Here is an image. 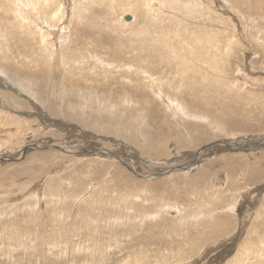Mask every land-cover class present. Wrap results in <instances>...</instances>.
I'll return each instance as SVG.
<instances>
[{"label": "rangeland", "instance_id": "374dc122", "mask_svg": "<svg viewBox=\"0 0 264 264\" xmlns=\"http://www.w3.org/2000/svg\"><path fill=\"white\" fill-rule=\"evenodd\" d=\"M149 1L0 0V62L10 77L17 78L12 82L29 79L31 72L45 68L56 45L52 31L62 23L67 38L54 48L62 51L66 63L59 64V74L72 65L82 78L85 72L87 79L96 77L112 87L130 80L150 85L149 74L161 76L165 91L180 100L187 93L191 99L201 98L203 107L191 111L206 113L218 123L183 118L186 123L177 125L172 116H165L158 100L149 98L152 93L148 97L129 93L130 103L111 107L119 103L122 91L112 89L110 95L93 88L92 92L87 89L89 82L79 92L59 94L62 100L55 90L61 79L52 85L47 77L37 93L35 83L22 82L35 90L29 96L0 74V264H264V250L258 251L264 246V241L258 243L264 238V73L260 74L264 72V0H205L209 7L201 0H183L174 4L183 13L181 18L169 14V1L151 0L154 7ZM185 2L189 6L184 7ZM124 15L130 19H123ZM203 48L206 53L200 51ZM198 50L214 66L199 69L200 74L191 70L198 79L189 74L185 79L163 65L167 51L183 56V51L199 54ZM74 60L80 62L72 64ZM130 70L136 72L134 78L123 73ZM218 76L229 93L210 83ZM201 79L205 83H199ZM97 96L106 101L99 102ZM45 98L57 105L56 113L46 112V103H36ZM5 114L22 121L13 126ZM135 137L148 147L140 148ZM155 140L166 147L164 154L158 156L150 149ZM56 144L78 152H64ZM115 170L120 173L115 175ZM198 172L206 179L197 178ZM215 172L228 175V183L213 186L209 175Z\"/></svg>", "mask_w": 264, "mask_h": 264}, {"label": "bare ground", "instance_id": "6f19581e", "mask_svg": "<svg viewBox=\"0 0 264 264\" xmlns=\"http://www.w3.org/2000/svg\"><path fill=\"white\" fill-rule=\"evenodd\" d=\"M72 1V0H71ZM146 3H147V0H144ZM151 1V0H150ZM149 1V2H150ZM156 1V0H155ZM167 1H169V3H170V5H171V7L169 8V14H170V12L172 13V15H176L178 18H181V15L180 14H182V16H183V13H181V12H178L177 11V9H176V6L174 5L175 3L177 4H183V0H167ZM200 1V0H199ZM49 2V1H48ZM68 2L69 1H66V3H65V11L67 10V11H69V8L71 7V5H70V3H69V7L66 9V7H67V4H68ZM80 2V1H79ZM132 2V1H131ZM162 2V1H161ZM165 2H166V0H165ZM223 2L225 3H228V2H230V0H223ZM151 3H152V1H151ZM163 3V2H162ZM202 5H206L207 7H209V6H211V4L210 3H208V2H206L205 0H201V2H200ZM217 3V2H216ZM220 3V2H219ZM222 3V2H221ZM26 4V3H25ZM130 4V3H129ZM143 4H145V3H143ZM148 4V3H147ZM233 4V3H232ZM49 5V4H48ZM165 5V4H164ZM150 6V5H149ZM152 6H153V3H152ZM166 6H168L167 4H166ZM184 7H187V6H189V4H188V2H185L184 3V5H183ZM219 6H221L222 7V5H219ZM233 6H234V4H233ZM134 7H135V5H134ZM154 7V6H153ZM146 9H147V7H145ZM160 8V7H159ZM223 8V11H224V13L225 12H228L229 13V11H227L225 8H224V6L222 7ZM155 9H158V8H155ZM152 10V9H151ZM167 10V9H166ZM17 11V10H16ZM37 11V10H36ZM41 11V10H40ZM70 11H71V9H70ZM143 11V10H142ZM163 10H161V12H162ZM165 11V10H164ZM222 11V12H223ZM39 12V11H38ZM72 12H73V9H72ZM149 12V11H148ZM160 12V13H161ZM250 12V11H249ZM68 13V12H67ZM136 13V12H135ZM166 13V12H165ZM168 13V12H167ZM37 14V13H36ZM40 14V13H39ZM54 14V13H53ZM58 14V13H57ZM147 14V13H146ZM240 14V13H239ZM246 14V13H245ZM41 15V14H40ZM69 15V14H68ZM39 16V15H38ZM125 16L126 15H124L123 17V19H125ZM128 16H130V15H128ZM147 16V15H146ZM145 16V17H146ZM149 16V15H148ZM169 16V15H168ZM227 16V15H226ZM54 17H55V14H54ZM77 17V16H76ZM134 17V16H133ZM63 18H65V17H63ZM135 18V20H136V16L134 17ZM41 19L44 21V18H43V16L41 15ZM122 19V20H123ZM241 19V18H240ZM58 20H59V18H58ZM135 20L132 22V23H134L135 22ZM20 21V22H19ZM38 21H39V19H38ZM60 22H61V20H59ZM63 21V20H62ZM65 21V20H64ZM182 22L181 23H183V20H181ZM17 22L19 23V25H20V27L21 28H23L22 26H21V24H23L22 23V21L21 20H17ZM32 22V21H31ZM45 22V21H44ZM75 22H76V20H75ZM242 22V21H241ZM36 23V22H35ZM43 23V22H42ZM44 24V23H43ZM24 25V24H23ZM41 25V24H40ZM31 26V25H30ZM35 26V25H34ZM39 26V25H38ZM42 26V25H41ZM41 26H40V28H41ZM43 26H46V25H43ZM49 26V25H48ZM204 27H207V26H209L208 25V23H205L204 25H203ZM27 28H28V26H26ZM201 27V26H200ZM258 27V26H257ZM25 28V27H24ZM51 28V27H50ZM42 29V28H41ZM44 29V28H43ZM42 29V30H43ZM208 29H212L211 27L209 28L208 27ZM213 29H215V27L213 28ZM212 29V30H213ZM218 29V28H217ZM52 29H50V31H51ZM66 30H68L67 28H66V26H63L62 25V23H61V26H59V28L57 27L56 28V30H53L52 32H54L53 34H54V38H53V42H55L56 41V45L54 44V45H52V49H51V53H49V55H48V58H47V64L45 65V68H43V69H40V68H42V67H38L39 68V70H36V71H33V72H31L32 73V77L31 78H29V79H26V80H20V81H17V83H14V82H12V81H14L15 79H17V78H15V77H10V75H8V73H7V68L6 67H4V65H2L1 64V62H0V65L4 68V69H1L2 67L0 66V74L2 75L1 77H3V79H4V76H5V79H4V81H11V83L13 84V86H18L19 87V89H16V90H18L19 92H22V93H26V94H29V96H32L33 94H35V92L37 93L38 92V90L39 89H41V87H43L45 84H46V81H47V77H49L50 78V83L53 85V83H56V82H58L60 79V81H61V83L57 86V83L55 84V87H57V88H55V90H56V94L57 95H59V94H62V93H69V92H79V91H81L82 90V88H85L87 85V83L89 82V84H88V86H87V89H89V90H91L92 92H95V91H104V90H107V91H109L110 92V95H111V90L112 89H114V91H116V92H114V93H119V92H121L122 91V95L120 96V100H119V103L118 102H115V103H112V104H110V106L111 107H113V106H116V105H121V104H123V103H130L131 102V96H130V94L129 93H133V96H141V95H144V96H146V97H148L149 95H150V93H152L153 94V97L150 95L149 96V98L151 99V100H153V101H159V103L160 104H158V105H161V107H163V109L165 110V112H164V114H165V116H172V119H173V122L174 123H176L177 125H179V124H181V123H186V122H184L185 120H183V118H191V119H193V120H204L205 122H207L208 124H211V122L210 121H214L215 123L214 124H217L218 125V123H217V121L216 120H209V118L207 117V115H205V114H203V115H201L202 113H199V114H197L198 113V111H197V113L196 112H194V111H191V109H194V108H198V109H200V108H202L203 107V105H204V103L202 102V100H201V98H198V99H196L195 100V97L194 98H192L191 99V95L190 94H186L187 96H189V97H187V96H185V95H183V99H179L177 96H172L171 94H169V92H167V91H165L166 89H164L165 87L163 86L164 84H163V77H161V76H158V77H152V75L151 74H149V77H151L152 78V80L149 82V83H151L150 85L149 84H145L144 82H140V84H134V83H131V80H130V82H124V81H119L117 84H119V85H116V86H114L115 84H113V86L114 87H112V84L111 83H109V82H107V81H101V80H98L96 77L93 79V78H91L90 76L88 77V79L86 78V75H85V72H84V76H83V78L81 77V74H79V73H77V71H73V68H72V65L70 66L69 65V67H67V68H62L61 69V72H62V74L60 73H58V71H57V69H59V64H61V63H63V65L64 64H66L65 63V61L63 60V57H62V51L61 52H59V53H57L56 51H55V46H57V45H62L63 44V42L65 41V38H67V34H66ZM175 30V29H174ZM226 30V29H225ZM224 29H223V31H225ZM229 30V29H228ZM30 31V30H29ZM28 31V32H29ZM38 31V30H37ZM209 31V30H208ZM235 31V30H234ZM35 32V31H34ZM177 34H180L177 30L175 31ZM202 32H206V31H202ZM212 32H214V34H216L215 32H218V31H216V29L214 30V31H212ZM239 32H240V30H239ZM201 33V32H200ZM237 33V32H236ZM42 34V33H41ZM78 34V33H77ZM76 34V35H77ZM140 34V33H139ZM209 34H211L210 33V31H209ZM220 34V33H219ZM254 34V33H253ZM35 35V34H34ZM198 35V34H197ZM80 36V35H79ZM139 37H140V35H138ZM142 36V35H141ZM196 36V35H195ZM202 36V35H201ZM209 36V35H208ZM250 36V35H249ZM81 37V36H80ZM198 37V36H197ZM211 37V36H210ZM238 37V36H237ZM252 37V36H251ZM192 38V37H191ZM188 39H190V38H188ZM196 39V38H195ZM198 39V38H197ZM204 39V38H203ZM46 40H47V38L46 39H43V41H45L46 42ZM76 40V38L74 39V41H73V43H71L70 45V47H72L74 44H75V41ZM41 41V40H40ZM43 41H42V43H43ZM190 41V43H191V41L192 40H189ZM188 41V42H189ZM205 41H206V39H205ZM204 41V42H205ZM194 42V41H193ZM207 42V41H206ZM261 42V41H260ZM139 43H140V40H139ZM190 43H188L189 45H190ZM195 43V42H194ZM197 43V42H196ZM79 44V43H78ZM141 44H142V42H141ZM199 44V43H198ZM205 44V43H204ZM208 44V43H207ZM257 44V43H256ZM256 44L254 45V47L255 48H257L256 47ZM259 44V43H258ZM163 45V44H162ZM187 44H185V46H186ZM201 45V44H200ZM212 45H213V42H212ZM216 45V44H215ZM190 46H192V45H190ZM195 46H197V44L195 45ZM207 46V45H206ZM38 47V46H37ZM47 47V46H46ZM45 47V48H46ZM59 47V46H58ZM140 47V46H139ZM186 47H188V46H186ZM263 47V46H262ZM193 48V47H192ZM191 48V49H192ZM210 48V47H209ZM213 48V47H212ZM40 49V48H39ZM184 49V48H183ZM186 49V48H185ZM188 49V48H187ZM196 49H199V48H197L196 47ZM206 49V48H205ZM205 49L203 48V50H200V51H205ZM264 49V48H263ZM178 50H180V49H178ZM193 50V49H192ZM191 50V51H192ZM38 51V50H37ZM195 51V50H194ZM199 51V50H198ZM197 51V52H198ZM200 51H199V54H196V53H194V52H191V53H185V51H183V56H180V55H175V54H173V55H170V53H169V51H167L168 52V54H166L165 53V55L166 56H164L163 57V61L164 62H166L167 64H165L164 62H163V65L165 66V65H169L170 66V68L171 69H173V70H176L177 72H180V74L185 78V76H186V74H189L190 76L191 75H195L196 76V78H197V76H198V78H199V74L201 73V70H199V69H201V68H205V69H208V67L209 68H212L213 69V61L210 59V60H208L207 58V61L206 60H203V58H204V56H203V54H205L207 51H205V53H203L202 55L200 54ZM64 52V51H63ZM67 52V51H66ZM65 52V53H66ZM188 52V51H187ZM208 52H209V50H208ZM212 52V51H211ZM255 53H259L258 51H254ZM253 52V53H254ZM34 53V52H33ZM48 53V52H47ZM237 53V52H236ZM44 54V53H43ZM54 54H56V56H55V63L54 64H51L50 63V60H51V56L52 55H54ZM58 54V55H57ZM211 54V53H210ZM213 54H214V52H213ZM212 54V55H213ZM192 55H195V57H193ZM37 56V55H36ZM41 56V55H40ZM90 56H93V55H90ZM94 56H96V55H94ZM203 56V57H202ZM206 56H209V54H206ZM44 57V56H43ZM155 57H156V55H155ZM186 57V58H185ZM34 58V57H33ZM67 58V57H66ZM84 58V57H83ZM184 58L185 59H187V58H189V59H192L191 61L193 62V64H188V60H187V62H185L184 61ZM257 58V57H256ZM36 59H38V58H36ZM36 59H34V60H36ZM78 59V58H77ZM218 59V58H217ZM43 60V59H42ZM67 60V59H66ZM33 61V60H32ZM44 61V60H43ZM115 61V60H114ZM218 61V60H217ZM76 62H80V61H78V60H74L73 62H72V64L73 63H76ZM219 62V61H218ZM7 63V62H6ZM28 63V62H27ZM41 63V61L38 63V65L39 66H43V64H40ZM43 63V62H42ZM105 63V65L107 64V63H109L111 66H112V64L110 63V62H104ZM24 64V63H23ZM9 65V64H8ZM12 65V64H11ZM15 65V64H14ZM115 65V64H114ZM186 65V66H185ZM193 65V66H192ZM5 66H7V64L5 65ZM24 66V65H23ZM107 66V65H106ZM116 67H124V68H127V67H132L133 68V65L132 64H123L122 66H118L117 64L115 65ZM216 66V65H215ZM20 67V66H19ZM36 67V66H35ZM26 68V67H25ZM37 68V69H38ZM67 69V70H66ZM131 69V68H130ZM135 70L134 71H139V72H147V73H150V72H148V70H145V69H141V71L140 70H138V68H134ZM140 69V68H139ZM216 69H217V67H216ZM249 69V68H248ZM91 70V69H90ZM125 70H128V69H125ZM191 70H195V71H199V74L197 73V72H195V71H191ZM255 70V69H254ZM13 71H14V68H13ZM15 71H16V69H15ZM115 71V70H114ZM131 72H123V73H125L126 75H128L130 78H134V75L136 74V72H134L133 70H130ZM29 72V71H28ZM239 72V71H238ZM255 72H256V70H255ZM21 73V72H20ZM244 73V72H243ZM259 73V72H258ZM264 72H260V74H263ZM15 74L16 73H14L13 75L15 76ZM29 74V73H28ZM141 73H139V75H140ZM259 74V75H260ZM17 75H18V73H17ZM16 75V76H17ZM24 75V74H23ZM111 75V74H110ZM123 75V74H122ZM137 75V74H136ZM135 75V76H136ZM93 76V75H92ZM203 76H205V75H203L202 74V77ZM18 77V76H17ZM100 77V76H99ZM98 77V78H99ZM146 77H148V75L146 76ZM148 77V78H149ZM205 77H208V76H205ZM145 78V77H144ZM151 78H149V79H151ZM188 78H190V77H188ZM197 78V79H198ZM200 78H201V76H200ZM223 77H214V78H210V79H212V82H210V83H212L213 85L212 86H214L216 89L217 88H223L224 90H225V92H227V93H229L230 91V89H227L226 87L224 88V86L223 85H225L226 83H224V81H223V79H222ZM243 78H244V80H245V82L247 83L248 82V80L246 79V77L243 75ZM2 79V80H3ZM22 79H24V78H22ZM186 79V78H185ZM191 79V78H190ZM137 81H138V79H136ZM144 80V79H143ZM209 80V79H208ZM207 80V81H208ZM193 81H195L194 80V78L192 77V79H191V82H193ZM203 81H205V79L203 80ZM202 81V79H201V81L199 82V83H205V82H203ZM22 82H26L27 84L29 83H31V84H33V83H35L36 84V89H37V91H35L33 88H29L26 84H24V83H22ZM50 83H49V85H50ZM139 83V82H138ZM209 83V84H210ZM183 84V83H182ZM198 85V84H197ZM202 85V84H201ZM204 85H206V84H204ZM227 85V84H226ZM230 85V84H229ZM232 85H233V82H232ZM11 86V85H10ZM182 86V85H181ZM147 89H146V88ZM164 87V88H163ZM193 87V86H192ZM209 87H211V86H209ZM228 87V86H227ZM234 87V86H233ZM264 87V86H263ZM95 89V91H94V89ZM148 88H151L150 90H148ZM212 88V87H211ZM240 88V87H239ZM9 89V88H8ZM125 89H126V92L125 93H123L124 91H125ZM178 89H180L179 88V86H177V88H176V90H178ZM204 89V88H203ZM236 89H238V88H236ZM43 90V89H42ZM200 90V89H199ZM212 90H213V88H212ZM224 90H223V92H224ZM240 90H241V88H240ZM35 91V92H34ZM61 91V92H60ZM88 91V90H87ZM151 91V92H150ZM242 91H243V89H242ZM217 92V91H216ZM220 92V91H219ZM232 92H234V89H233V91ZM244 92V91H243ZM13 93V92H12ZM86 93V92H85ZM91 93V92H90ZM103 93H105V92H102V96H103ZM226 93V94H227ZM238 93V92H237ZM236 93V95H237V98H238V94ZM245 93V92H244ZM8 94V93H7ZM14 94V93H13ZM106 94V93H105ZM22 95V94H21ZM82 96L84 95V93H82L81 94ZM99 95V94H98ZM109 95V94H108ZM109 95V96H110ZM118 95H120V94H118ZM132 95V94H131ZM214 95V94H213ZM228 95V94H227ZM235 95V94H234ZM239 95H240V93H239ZM242 95V94H241ZM11 96V95H10ZM61 96V100L62 99H64V96L62 97V95H59V97ZM138 96V97H139ZM229 96L231 97V95L229 94ZM11 97H13V96H11ZM39 97V96H38ZM99 96H97L96 98L98 99V101L99 102H105L106 100L103 98V97H99ZM107 97V96H106ZM130 97V98H129ZM138 97H136V98H138ZM229 97V98H230ZM108 98V97H107ZM113 98H114V96H113ZM135 98V97H134ZM135 98V99H136ZM19 99V98H18ZM115 99H117V98H115ZM149 99V100H150ZM195 101H194V100ZM241 99V98H240ZM107 100H109V99H107ZM112 100V99H111ZM132 100H133V97H132ZM145 100V99H144ZM143 100V101H144ZM234 100H236L235 98H234ZM37 102V104L38 103H40L41 105H42V102H43V104L44 103H46L47 104V106H44V108H45V110H46V112H48V113H50V114H52V113H56L57 111L56 110H54L55 108V106H57L54 102H49V100H48V98H45V99H41V100H39V99H37L36 100ZM116 101H118V99L116 100ZM247 101V100H246ZM31 102V101H30ZM29 102V103H30ZM68 103H69V101H67ZM114 102V101H113ZM132 102H134V101H132ZM150 102V101H149ZM67 103V104H68ZM141 103H144V102H141ZM146 103H148L147 101H146ZM151 103V102H150ZM207 103V102H206ZM211 103V102H210ZM27 104V103H26ZM149 104V103H148ZM45 105V104H44ZM140 105V104H139ZM58 106H60V103H58ZM141 106V105H140ZM150 106H151V104H150ZM210 107V106H209ZM61 108H63V107H61ZM137 108H139L138 106H137ZM142 108H143V106H142ZM103 109H105V107H103ZM144 109V108H143ZM9 110V109H8ZM13 110V109H12ZM138 110V109H137ZM137 110H133V111H137ZM140 110V109H139ZM150 111H152V110H150ZM203 111V110H202ZM21 112V111H20ZM27 112V111H26ZM139 112V111H138ZM200 112V111H199ZM64 113V112H63ZM217 113V112H216ZM24 114V113H23ZM23 114H22V116H23ZM47 114V113H46ZM215 114V113H214ZM6 115V114H5ZM11 115V114H10ZM9 114L8 115H6L5 116V118L7 119V121L10 123L11 122V124L14 126V125H16L18 122H21L22 120H20V119H18V118H13V117H11ZM28 115V114H27ZM54 115H56V114H54ZM219 115V114H218ZM217 115V116H218ZM213 116H215V115H213ZM220 116V115H219ZM27 117V116H26ZM59 117V116H58ZM131 117V116H130ZM20 118V117H19ZM28 119V118H27ZM26 119V120H27ZM31 119H32V117H31ZM212 119H214V118H212ZM218 120V119H217ZM48 121V120H47ZM54 121V120H53ZM219 121V120H218ZM1 122V121H0ZM157 122V121H156ZM188 123V122H187ZM223 123V122H222ZM182 125V124H181ZM237 125V124H236ZM187 126V125H186ZM182 127V126H181ZM184 127V126H183ZM182 127V128H183ZM138 128V127H137ZM216 128H218V127H216ZM11 129V128H10ZM181 129V128H180ZM179 129V130H180ZM9 130V129H8ZM104 130V129H103ZM145 130V129H144ZM182 132V131H181ZM11 133H12V131H11ZM183 133V132H182ZM5 134H6V132H5ZM121 134V133H120ZM145 134V133H144ZM150 134V133H149ZM155 134V133H154ZM153 134V135H154ZM157 134V133H156ZM188 134H189V132H188ZM117 135V134H116ZM147 135V134H146ZM152 135V136H153ZM158 135V134H157ZM167 135V134H166ZM118 136V135H117ZM133 136V135H132ZM144 136V135H143ZM151 136V137H152ZM155 136V135H154ZM145 137V136H144ZM185 137V136H184ZM121 138V137H120ZM155 138H156V136H155ZM160 138V137H159ZM166 138V137H165ZM189 138V137H188ZM125 139V138H124ZM127 139L128 138H126L125 139V141H127ZM158 139V138H157ZM167 139V138H166ZM134 140H135V143H137L138 144V146H140V148L141 147H143V148H145V146H143V145H140L141 143H140V141H139V138H134ZM142 140H143V138H142ZM159 140V139H158ZM153 141L152 142V144L150 143V145H152V147L150 148L152 151H153V153L154 154H158V156L163 152V154L165 153L164 151H165V149H166V147L165 146H163V144L161 143V142H159V141ZM129 141V140H128ZM128 141H127V143H128ZM151 142V141H150ZM146 143V142H145ZM208 143V142H207ZM129 144H130V141H129ZM206 144V143H205ZM56 145H59V148L61 149L62 148V150L64 151V152H74V153H77L78 151H72L71 149H69V148H71L70 146H69V148H66V146H65V148H63V147H61L60 146V144H56ZM63 145H65V144H63ZM62 145V146H63ZM225 145H227L226 143H225ZM228 146V145H227ZM43 147V146H42ZM148 147V146H147ZM146 147V148H147ZM229 148H233V147H235L234 145H232V146H228ZM143 148H142V150H143ZM145 148V149H146ZM43 149V148H42ZM149 149V148H148ZM141 150V151H142ZM205 150V149H204ZM203 150V151H204ZM98 151V150H97ZM128 151V150H127ZM145 151V150H144ZM203 151H200L199 152V154H197L198 156H197V160L195 161L196 163H197V161H199L200 159V155L202 154V152ZM62 152V151H61ZM94 152V151H93ZM108 152V151H107ZM110 152V151H109ZM82 153V152H81ZM85 153H87V152H84V154ZM100 153V152H99ZM111 153V152H110ZM150 153V152H149ZM104 154H106V153H104ZM114 154V153H113ZM66 155V154H65ZM82 154H80V156H81ZM100 155H102V153L100 154ZM117 155H118V153H117ZM116 155V156H117ZM72 156V155H71ZM91 156H92V154H91ZM94 156V155H93ZM95 156H97V155H95ZM104 156V155H103ZM107 156H108V154H107ZM121 156V155H120ZM75 157V156H74ZM83 157V156H82ZM86 157H89V156H87V154H86ZM102 157V156H101ZM118 158H120L119 156H117ZM79 157L77 156V159H78ZM117 158V159H118ZM123 158V157H122ZM15 159V158H14ZM73 159V158H72ZM75 159V158H74ZM106 159V158H105ZM121 161H123V163H125L127 166H129L138 176H140V177H146V175H144V174H142V173H140L139 171H137V169H135L134 168V166L132 165V164H128V163H126V161H124V160H122V159H120ZM77 161V160H76ZM192 166L194 165V164H191ZM190 165V166H191ZM189 166V167H190ZM136 167V166H135ZM113 168V167H112ZM111 168V169H112ZM137 168V167H136ZM183 169H185V167L183 168ZM113 170V169H112ZM173 170V169H172ZM182 170V169H181ZM186 170V169H185ZM116 172V174L115 175H117L118 173H120L119 171H118V173H117V170H115ZM60 173V172H59ZM109 173H110V171H109ZM164 173V172H163ZM55 174H57V172L55 173ZM157 174V173H156ZM158 174H160V173H158ZM109 175V174H108ZM204 175L205 176H207L206 174H204V173H202V172H198L197 174H196V176H197V178L198 177H204ZM118 176H120V174L118 175ZM158 176V175H157ZM210 177H212L213 178V181L211 180V182H212V184H213V186H217L218 188H219V186H222V185H224V184H227L228 183V179H230V177L228 176V175H226L225 173H223V172H215V173H213L212 175H209ZM107 177V176H106ZM150 177V176H149ZM149 177H147V178H149ZM205 178V177H204ZM204 178H203V180H204ZM119 179V178H118ZM206 179V178H205ZM208 179H210V178H208ZM208 182V181H207ZM226 182V183H225ZM101 183V182H100ZM205 183H206V181H205ZM96 184V183H95ZM99 184V183H98ZM207 184V183H206ZM37 185V184H36ZM172 185V184H171ZM61 186H62V184H61ZM93 186V185H92ZM63 187V186H62ZM212 188V187H211ZM43 189V188H42ZM64 189V188H63ZM90 189H91V187H90ZM226 189V188H225ZM32 191V190H31ZM93 191V190H92ZM25 193V192H24ZM30 193V192H29ZM35 193V192H34ZM33 193V194H34ZM130 193V192H129ZM33 194H32V196H33ZM36 194V193H35ZM39 194V193H38ZM37 194V195H38ZM42 193H40V195H41ZM63 194V193H62ZM89 194V193H88ZM124 194V193H123ZM213 195V194H212ZM42 196V195H41ZM112 196V195H111ZM121 196V195H120ZM245 196V195H244ZM16 197V196H15ZM30 197V196H29ZM43 197V196H42ZM82 197V196H81ZM18 198V197H17ZM32 198V197H31ZM44 198V197H43ZM43 198H42V200H43ZM123 198V197H122ZM20 198H18V200H19ZM33 199V198H32ZM199 199V198H198ZM120 200V199H119ZM33 201V200H32ZM58 201V200H57ZM79 202V201H78ZM32 203V202H31ZM54 203V202H53ZM236 203V202H235ZM164 204V203H163ZM176 205V204H175ZM177 206V205H176ZM179 206V205H178ZM231 206H232V208H233V206H234V204H231ZM235 206H237V205H235ZM163 207V206H162ZM167 208V206L165 207V209ZM185 209V208H184ZM163 210V209H162ZM167 210V209H166ZM185 212V211H184ZM63 213V212H62ZM155 215V214H154ZM73 216V215H72ZM261 222V221H260ZM262 225H264V224H262ZM252 229L254 230V231H256V227H255V225H252ZM260 229V228H259ZM264 230V227L263 226H261V231H263ZM257 233V232H256ZM250 236V235H249ZM254 236V235H253ZM248 238H250V237H248ZM248 241V240H247ZM259 242L258 243H260V242H263L264 241V238L263 239H259L258 240ZM250 242H251V240H250ZM248 244H246V246H247ZM252 245V244H251ZM255 247V246H254ZM262 249H259L258 251L259 252H262V250H264V246H263V244H262ZM257 248V247H256ZM250 249V248H249ZM258 249V248H257ZM247 251V250H246ZM254 251V250H253ZM238 264V263H237Z\"/></svg>", "mask_w": 264, "mask_h": 264}, {"label": "water", "instance_id": "95a60500", "mask_svg": "<svg viewBox=\"0 0 264 264\" xmlns=\"http://www.w3.org/2000/svg\"><path fill=\"white\" fill-rule=\"evenodd\" d=\"M130 17L129 16H125V20H129ZM263 90H264V87H263Z\"/></svg>", "mask_w": 264, "mask_h": 264}]
</instances>
